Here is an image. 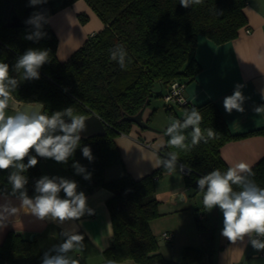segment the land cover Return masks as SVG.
Masks as SVG:
<instances>
[{"label":"trees","instance_id":"obj_1","mask_svg":"<svg viewBox=\"0 0 264 264\" xmlns=\"http://www.w3.org/2000/svg\"><path fill=\"white\" fill-rule=\"evenodd\" d=\"M75 1L46 0V3L30 6L29 0H0V62L10 65V74L18 76L13 66L29 48L49 51V61L41 67L40 78L20 83L16 97L43 102V110L49 115L69 106L75 114L84 117L95 113L107 128L106 134L82 137L80 147L67 164L45 160L65 167L88 191L99 186L111 191L107 206L113 240L103 252L107 261L133 259L140 264H210L209 259L215 251V229L201 213L196 218L202 240L200 247L186 246L180 261L167 260L159 251L150 221L162 214L156 196L157 180L167 172L162 166L140 178L126 171L118 178L106 180L105 170L123 163L116 137L129 133L134 123L125 116L145 109L152 98L173 81L193 79L201 70L195 57L199 35H206L216 43L236 38L240 28L248 22L244 12L247 0H203L202 4L189 8L181 6L179 0H86L102 19L104 27L65 60L58 57L59 39L50 23L44 25L47 35L39 41L24 38L33 30L26 20L34 13L42 12L49 17ZM14 13L21 19L20 26L7 25ZM80 18L82 21L88 19L86 14H80ZM117 45H122L128 54L124 69L110 59V50ZM193 106L202 115L201 129L212 128L217 138L183 151L169 148L170 137L165 135L160 159L170 151L177 152L179 165L190 170L184 175L185 184L197 194L200 193L197 188L200 177L215 169L223 173L230 167L221 155L222 146L249 134L264 135V126L233 133L212 100L182 106L181 112L173 106H168L166 111L171 120H183L184 113ZM190 131L186 130L185 135ZM186 142L190 143V136ZM85 145L92 149L95 157L92 162L82 155ZM41 159L44 158L38 157V164L25 173L29 178L26 188L30 197L36 194V180L43 176ZM76 161L91 172L90 180L76 174L72 167ZM252 169L255 172L252 179L264 188V156ZM7 176L8 171H0V191L6 187L10 191ZM49 250L41 249L35 238L10 231L0 244V264H42L44 253Z\"/></svg>","mask_w":264,"mask_h":264},{"label":"crops","instance_id":"obj_2","mask_svg":"<svg viewBox=\"0 0 264 264\" xmlns=\"http://www.w3.org/2000/svg\"><path fill=\"white\" fill-rule=\"evenodd\" d=\"M244 12L248 22L240 28L236 38L216 43L206 35H199L195 57L201 70L193 79L187 81L185 87V94L193 104L200 105L209 100L215 102L233 133H244L264 126V113L258 115L253 111L255 106L264 104L260 96V89H264V0H247ZM80 14H86L88 22H81ZM51 17L61 29L57 30L55 27L59 36L57 54L61 60H65L76 46L83 44L93 33L104 27L102 19L86 0H76ZM73 27L78 33H73ZM246 27L250 28L249 32H246ZM237 83L245 85L242 91L249 99L245 101L243 113L233 110L228 114L224 110L223 100L233 94ZM13 95L16 97L15 93ZM147 107L143 111V118ZM151 113L152 111L150 116ZM169 119L171 123L172 120L170 117ZM165 129L166 127H161L160 130H152L133 123L129 133L118 135L116 142L123 163L108 167L105 170V179L118 178L126 171L133 177L140 178L158 168L156 162L160 160V150L166 142ZM221 155L229 166L241 161L253 166L264 156V135L249 134L232 139L222 146ZM40 166L43 175L60 176L78 182V191L86 194L88 205L95 210L94 215L86 214L81 218L82 224L80 221L75 222L78 232L85 236V247L72 255L79 264H107L103 252L113 240V225L107 206L111 191L103 186L88 191L65 167L45 159L40 160ZM181 193L187 194L185 199H181ZM60 196L64 197L63 191ZM156 196L160 201L159 209L162 214L150 221V227L165 259L180 261L186 246H201L202 240L196 225V218L201 213L215 229V251L209 259L210 264H264V256L257 255L258 252L250 244H232L221 235L222 212L218 207L212 211L203 209V194H193L186 186L184 174L179 168L175 173L165 172L158 178ZM13 202L19 204L14 198ZM71 227L72 223L61 226L36 220L30 214L21 212L6 227L0 228V244L8 232L15 231L25 238H30L35 233L33 238L37 240L40 248L51 249L53 244L57 245L65 239L62 235L63 229ZM164 231L171 232L172 239H164ZM117 264L140 263L126 259Z\"/></svg>","mask_w":264,"mask_h":264},{"label":"clouds","instance_id":"obj_3","mask_svg":"<svg viewBox=\"0 0 264 264\" xmlns=\"http://www.w3.org/2000/svg\"><path fill=\"white\" fill-rule=\"evenodd\" d=\"M29 3L35 6L46 3V0H29ZM179 3L189 8L202 4L203 0H179ZM49 22L50 18L44 13H34L26 20L33 30L24 38L33 41L44 38L47 35L43 30L44 25ZM110 53L111 60L117 61L122 69L127 67L128 54L122 45L115 46ZM48 61L47 49L29 48L17 58L13 66L18 74L15 77L10 74V65L0 62V171H8L7 185H10V191L7 187L0 191V200L3 201L0 203V228L6 227L21 212L30 214L36 220L61 226L72 223L73 227L62 231L65 239L44 253L42 264H79L72 253L84 249L85 236L78 232L75 222L80 221L82 224L81 218L86 214L94 215L95 210L88 205L86 194L78 191V182L65 177L43 175L35 182L34 196L30 197L26 188L29 178L25 173L38 164V157L67 164L80 147L81 134L87 131L85 117L75 114L72 106L51 115L43 110L42 103L29 104L23 108L17 106L13 93L21 82L39 79L40 69ZM244 87V84L237 83L233 94L224 98L226 113L245 111V101L249 97L244 95ZM260 96L264 100V89H260ZM9 109L13 110V114H9ZM253 111L258 115L264 113V104L255 106ZM201 122L202 115L195 106L184 113L183 120L172 119L164 132L170 137L167 146L190 151L201 142L215 140L216 132L212 128L202 130ZM188 129L191 131L185 135ZM189 136L190 143H187ZM82 155L89 162L95 158L91 147L87 145L82 148ZM178 161V153L170 151L156 162V166H162L169 173H175L178 167L183 172L184 166L179 165ZM72 167L76 174L86 180L91 179V172L79 161L74 162ZM254 176L252 166L241 161L230 166L226 172L215 169L203 175L198 179L197 188L203 194L204 210L212 211L218 207L222 212L223 237L232 244L246 242L256 251H261L264 250V188L252 179ZM61 191L64 197L60 196ZM186 195L181 193V199H185ZM13 198L19 201L18 205L13 202ZM107 264L117 262L109 260Z\"/></svg>","mask_w":264,"mask_h":264},{"label":"water","instance_id":"obj_4","mask_svg":"<svg viewBox=\"0 0 264 264\" xmlns=\"http://www.w3.org/2000/svg\"><path fill=\"white\" fill-rule=\"evenodd\" d=\"M22 24L20 17L17 14H12L7 25L9 26H20ZM14 96V95H13ZM15 101L18 107L23 108L26 107L29 104L33 103H42L44 107V103L41 101H25V100H19L17 97H15ZM174 109H176L177 112H181L180 107L177 105L173 106ZM143 110H141L138 114L136 115H129L125 116V119L131 120L134 123L138 124L140 127L147 128V129H152V130H158L154 128L150 123H148L146 120L143 119ZM86 120V125H87V131L83 132L81 134L82 137H89L93 135H103L107 133V128L105 126L104 121L102 120L101 117H99L97 114L92 113L88 116L85 117ZM35 233L31 235V239L34 237Z\"/></svg>","mask_w":264,"mask_h":264},{"label":"rangeland","instance_id":"obj_5","mask_svg":"<svg viewBox=\"0 0 264 264\" xmlns=\"http://www.w3.org/2000/svg\"><path fill=\"white\" fill-rule=\"evenodd\" d=\"M53 15V14H52ZM79 17V16H78ZM50 18V25L52 26V28H54V30H61L58 28V26L55 24L54 20H53V17H51V15L49 16ZM79 20H81V22L85 23V22H88V19L86 21H82V19H80L79 17ZM54 25V26H53ZM56 27V29H55ZM71 30H73V33H76V29L75 27H73ZM78 33V32H77ZM77 35V34H75ZM59 37V36H58ZM61 38H63V36H61ZM63 40V39H62ZM61 40V41H62ZM84 43V42H83ZM83 44H79L78 46H76V48L74 50H72L71 52H69L68 54V57L75 51L77 50L80 46H82ZM67 57V58H68ZM66 58V59H67ZM22 83V82H21ZM160 86L158 85L157 86V89H159ZM166 92V88H163L161 89V94L158 95V96H155L152 98L149 106L147 107V110H146V113H145V116H144V120H148V116L150 117L149 118V123L156 129L160 130L161 127L164 128V127H167L169 124H170V119H169V116L167 115V111H166V108L168 107V103L164 100L163 98V95L165 94ZM16 93V92H14ZM9 111V114H12L11 112V109L8 110ZM152 111L151 113V116L149 115V113ZM34 234V233H33ZM32 235V234H31ZM31 235L29 237H31ZM55 245V244H53ZM259 252V251H257Z\"/></svg>","mask_w":264,"mask_h":264},{"label":"built area","instance_id":"obj_6","mask_svg":"<svg viewBox=\"0 0 264 264\" xmlns=\"http://www.w3.org/2000/svg\"><path fill=\"white\" fill-rule=\"evenodd\" d=\"M250 28L246 27V32H249ZM94 34V33H93ZM92 34V35H93ZM187 81H173L169 87L166 89L165 94L163 95L164 100L168 103L169 106L177 105L178 107H182L188 104H193L185 94V87ZM184 166V171L182 172L184 175L189 174L190 170L187 166ZM162 237L166 240L172 239V233L169 231L162 232ZM257 255L264 256V250L258 252Z\"/></svg>","mask_w":264,"mask_h":264}]
</instances>
